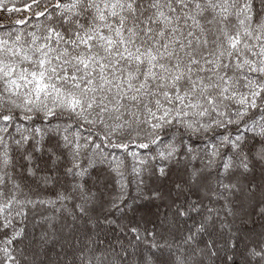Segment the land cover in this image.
<instances>
[{"label": "snow or ice", "instance_id": "obj_1", "mask_svg": "<svg viewBox=\"0 0 264 264\" xmlns=\"http://www.w3.org/2000/svg\"><path fill=\"white\" fill-rule=\"evenodd\" d=\"M0 264H264V0H0Z\"/></svg>", "mask_w": 264, "mask_h": 264}, {"label": "trees", "instance_id": "obj_2", "mask_svg": "<svg viewBox=\"0 0 264 264\" xmlns=\"http://www.w3.org/2000/svg\"><path fill=\"white\" fill-rule=\"evenodd\" d=\"M153 211H155V209H153Z\"/></svg>", "mask_w": 264, "mask_h": 264}]
</instances>
